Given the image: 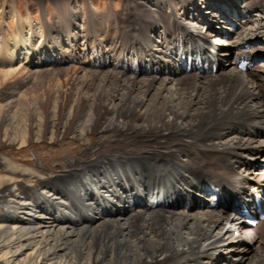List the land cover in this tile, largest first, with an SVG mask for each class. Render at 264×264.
Listing matches in <instances>:
<instances>
[{
  "label": "bare ground",
  "instance_id": "1",
  "mask_svg": "<svg viewBox=\"0 0 264 264\" xmlns=\"http://www.w3.org/2000/svg\"><path fill=\"white\" fill-rule=\"evenodd\" d=\"M58 1L59 12L66 13L71 6ZM126 1L128 9L133 0ZM231 2L238 3L136 0L141 10L149 9L147 14L135 16L139 21L131 22V33H123V43L109 45L115 52L117 46L132 49L120 54L145 68L141 76L70 67L26 70L25 65L39 57L33 51L47 20H23L14 6L3 14L4 21L21 22L9 33L0 25V85L33 76L34 81L71 80L78 87L68 97L69 111L82 100L79 86L98 88L91 99L103 104L105 129L142 136L153 146L91 145L85 156L40 191L16 182L25 170L2 159L0 197L12 200L26 190L29 194L15 208L0 200L7 216H0V248L8 252L9 243L30 248L31 264H264V221L248 230L235 213L205 207L209 195L225 200L250 189L264 190V60L242 72L228 54L235 48L264 58V0L246 3L252 15H231ZM218 4L228 15L215 11ZM70 12L74 20L81 6ZM82 26L75 22L59 33L79 32ZM226 33L230 39L225 42L220 38ZM73 42L71 35L63 40L64 46ZM209 48L220 71L203 75L192 58L200 52L208 57ZM184 62L194 70L186 72ZM105 87L114 88V93L105 96ZM17 90L14 86L11 91ZM23 96L21 92L18 99L0 105V123L5 111L21 103L29 106ZM99 119L90 116L88 124L61 131L81 137L99 131ZM17 132L19 144H26L27 129ZM53 132L45 127L35 140L47 133L52 138Z\"/></svg>",
  "mask_w": 264,
  "mask_h": 264
},
{
  "label": "rangeland",
  "instance_id": "2",
  "mask_svg": "<svg viewBox=\"0 0 264 264\" xmlns=\"http://www.w3.org/2000/svg\"><path fill=\"white\" fill-rule=\"evenodd\" d=\"M54 2L56 3V5L54 4ZM64 2L65 5H69V7L71 6L69 9H67L66 13L65 11H62L61 13L59 12L57 6L59 5L58 0H0V25L3 24V26L5 27V29L0 28L1 31L9 33L16 27L18 22H21L20 20L16 21L13 18L6 19L5 21L3 20V16L5 15L4 13H6V11H8L12 6L15 7V10L18 11L17 13L20 15V17L23 18V20L24 18H26V16L34 24L40 21L42 23H46L45 20H47V23L44 27V36L35 46L33 51L34 54L37 53V57L39 56L40 59L38 57V59L26 64V70H58L59 68H62L60 66L54 67L53 63L51 64V61L50 63H45V60L50 57H55V59H57L59 58V55L62 56V50H64L63 48L66 47L63 44V40L66 37H70V35L72 36V38L75 37L76 41L73 42L74 44L72 43L73 45H71V48H67L68 51H70L72 54L77 53L76 48L78 46H81V44L86 45L87 42L88 45L90 43L89 39L85 38L88 30L91 31L89 32L90 34H92L93 31L95 33L90 37L91 44L93 42L92 37H95V44L97 45V47H99V45L103 43V40L108 39L109 41V38H111L112 36L114 37L113 39H115L116 33L114 31L116 30L118 23H121L124 25V27H127L131 22L135 23L136 25V22L139 21V19H134L136 15H132L134 14V10L132 9V7L140 8V5H136V0H133V2H131V8L129 7L128 9L126 4L129 2H127L126 0H91V2H94L96 4L98 12L89 7V5H87L88 3L86 4L87 8L85 6L83 8V6L79 3V5L81 6V12L78 14V17L75 16L74 20L73 17H70L72 13L70 12V10H72V7L77 5L76 0H64ZM118 10H121L120 14H125L128 12V15H113ZM109 11L110 15H99V13L106 14V12L108 13ZM147 11L148 10L143 9L140 12L143 14H147ZM63 14L65 15V18L66 15H69V18L67 17V19H62L61 15ZM139 16L141 18V15ZM104 17H106L104 24L108 25V30H106V25L103 26L102 23V18ZM64 22H66L67 24ZM75 22L83 24L79 32L75 29V32H73L72 34H67V31H64L65 33H59L60 29L63 28V26L66 29H69L72 28ZM63 24H65L66 26ZM130 25H132V23ZM199 29L201 28L199 27ZM123 33L119 32L117 34L118 37L114 43L121 44L124 42ZM59 38H61L62 41H59ZM61 45H63L64 47ZM45 47H47V49ZM108 49L110 51L113 48L108 45L106 51H108ZM117 51L118 49L116 50V52ZM114 53V50L110 51V54ZM34 54H32V56ZM69 58L70 57H68V59ZM36 62L38 63L34 64ZM65 67H70L71 69L82 68V66H78L76 64L63 66V68ZM82 69H85L87 71H96L98 73L114 71L121 74L119 71L111 68L103 70H91L86 68ZM26 74L27 73L23 74L22 80L26 79L24 78L26 77ZM33 78L29 77L25 80V82L20 81V78H16L10 82H5L0 85V105L15 98L18 99L21 92L25 95L23 97L27 96L28 98H30H27V101H30L29 106L21 103L18 104L15 108L7 110L8 112L5 111L3 113V115L5 116H3L4 119L0 123V178L2 180L5 176V173L3 171V164L1 163L2 159L11 163L12 165L18 166L20 169L25 170L24 172H22V175H17L16 180H20H17L16 182L23 183L27 185V187L32 186L36 189V191H40L42 190L41 187L45 185V182L56 177L58 178L61 171H68V168L75 164L80 157L85 156L86 151H88L87 149H89L91 145L112 144L111 147L114 148L116 145L119 146V143H121V145L123 146H126L130 142L133 145L136 144L135 142H139L137 144V146L139 147L146 145H149L150 147L153 146L151 145L153 143L152 141H144V138H142V136L140 137L139 135H128L124 131H112L108 130V128L105 129L104 126L107 123H102L103 119H101L103 116L102 112H105V109H103V104L95 103L91 99L92 96L97 94L96 91H98V88L86 87L84 85L79 86L81 87L78 89L80 95L82 96V100H79L78 103H73L75 109L73 108V111H69V108H67L69 106L67 100L69 95L74 93V89L76 90V88L78 87V84H76V82H73L71 80L64 81L63 79L51 80L49 82L44 80L34 81L32 80ZM14 86H17L18 90L17 92L12 93L11 90ZM103 90L105 96H110L114 93V88L111 87H105L103 88ZM9 95L12 96V98ZM150 98L151 96L149 95V98L147 100H149ZM86 100L87 102H85ZM34 102L38 103L39 105L37 104L33 106L32 104ZM90 116L97 117V119L100 118L99 121L101 125H99V131H92L77 138L72 137L70 134H66V132H68L67 130L61 131L63 128L74 129L81 124H88V122L90 121ZM45 127H47L49 130L51 129L54 131L53 137L50 138V133H47L40 139V141H36L35 137L37 131L43 130V128ZM24 128H26L28 131L26 135L27 143L24 145H20L19 138H21V134L17 132V129L19 130ZM60 131L62 133L61 135H59ZM123 146H120L119 148L122 149ZM258 158H261V156H259ZM27 170L30 171V173H28ZM41 180H44V182L42 183ZM58 183L59 180L56 184ZM9 184L12 185L11 182H9ZM28 194L29 192H27L26 190L22 191V194L18 192L16 195H13L12 197L14 198L12 200L9 197H0V200H5L8 203V205H6L9 208H15L13 206H17L19 201L24 200H22V197L26 198ZM1 206L2 205H0V216L7 218L3 211V206ZM0 224L2 223L0 222ZM4 224H6V222H4ZM17 247V244L9 243L8 252L6 251L7 247H1L0 264H31V262L34 260V256L31 255V249L27 248L23 250Z\"/></svg>",
  "mask_w": 264,
  "mask_h": 264
},
{
  "label": "crops",
  "instance_id": "3",
  "mask_svg": "<svg viewBox=\"0 0 264 264\" xmlns=\"http://www.w3.org/2000/svg\"><path fill=\"white\" fill-rule=\"evenodd\" d=\"M54 4L56 5V3L54 2Z\"/></svg>",
  "mask_w": 264,
  "mask_h": 264
}]
</instances>
